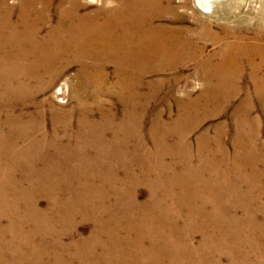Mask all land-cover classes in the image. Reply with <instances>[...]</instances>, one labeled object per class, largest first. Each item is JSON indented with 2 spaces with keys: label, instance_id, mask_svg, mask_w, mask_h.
Returning <instances> with one entry per match:
<instances>
[{
  "label": "bare ground",
  "instance_id": "obj_1",
  "mask_svg": "<svg viewBox=\"0 0 264 264\" xmlns=\"http://www.w3.org/2000/svg\"><path fill=\"white\" fill-rule=\"evenodd\" d=\"M100 1L0 0V264H264V144L249 104L255 97L264 112L260 26L216 33L176 26L182 0ZM240 1L192 2L226 20ZM73 64L90 95L68 111L42 110L37 94ZM189 67L199 94L176 99ZM163 87L178 112L155 114L148 147L142 120ZM240 93L231 152L221 126L192 146L193 131ZM88 99L93 110L82 107ZM80 223L90 231L75 239Z\"/></svg>",
  "mask_w": 264,
  "mask_h": 264
},
{
  "label": "rangeland",
  "instance_id": "obj_2",
  "mask_svg": "<svg viewBox=\"0 0 264 264\" xmlns=\"http://www.w3.org/2000/svg\"><path fill=\"white\" fill-rule=\"evenodd\" d=\"M88 1L89 0H84V3L88 4V6L91 5L90 7L92 9H93L92 6H97V5L101 4L100 0H96L94 3H90ZM192 1L193 0H182V2L186 4V6L182 5V7H178L175 10L176 16L178 18L176 26L184 27V28L190 27V28L194 29L196 27L198 28L199 24L204 23V24H207L210 27V29L216 33L221 31V27H227L230 29L247 28L250 31H252L257 26H260L261 32L264 34V2L262 5V9H260L257 7L259 5L256 4V0H252V2L249 0L240 1L239 2L240 4H237V6H236L237 10H235V8H234L231 10V12H229L230 17L228 15L225 16V18L227 20L226 21L225 19L224 20H216L214 18H210L209 16H206V15H203V14L197 12L193 6ZM182 2H181V0H178V1L173 0V4L175 6H180L181 5L180 3H182ZM241 4H243V5H241ZM113 5L114 4H110L109 6L112 7ZM238 5H239V7H238ZM254 6L256 7L255 11H254V9H255ZM240 9H241V11H240ZM16 18H17V16H16V14H14L13 17L11 18V20L15 21ZM169 18L170 17H163L157 23H161V24L168 23ZM48 19H49V22L43 28V32H42L41 36L44 35L46 33V31L48 29H50V27L55 23V21L57 19L56 13L54 11H52L50 13ZM228 20L230 23L228 22ZM204 43L203 44L206 46L207 53H211L212 51L216 50V47H214L210 42H204ZM50 47L51 48L48 47L47 49L49 50V49L54 48L53 46H50ZM38 53L42 54L40 51ZM68 66L69 67L65 68V71L63 69L62 72L57 74L56 78L54 79V82H52L50 84V89L48 91H46L44 93L37 94L36 103L42 105V108H41L42 110L46 111L48 109L47 106L48 107L50 106L53 108L54 111H57V112L68 111L70 109H73L74 106H76V104L80 98L83 99V95H87V94L90 95L89 93L91 92L92 87H89L88 84H87L88 87L85 86L86 81H84L83 79L81 80L80 76L82 74L80 72L81 70L79 69V67H77L78 65L73 64V65H68ZM111 71H112L111 67L105 69V72L108 73L107 75L109 76L108 77V83L113 82L112 75H110ZM181 72L183 73V76L179 80L174 81V84L177 85V89L181 88L179 91L174 92L175 93L174 98L185 100L187 98V95H190V99H196L198 94H199V90H200V80H198L199 78H197L195 76L194 71L191 70V67H189L186 71H184V72L181 71ZM58 75H60V76H58ZM173 76L174 75H170V76H167L166 78L168 80H173V79H175L174 78L175 76L174 77ZM66 78L67 79L69 78V80L71 81L69 88H67V91H65L64 94H62L60 96L55 95L54 94L55 88L59 87L61 85V83ZM72 79H73V81H72ZM83 81H84V83H83ZM76 83H78V84H76ZM246 83H247V80L244 79L243 84L246 85ZM80 85L82 87H80ZM183 85H186V88H185L186 91H184ZM71 88H73V89H71ZM77 88L80 90L77 91L78 90ZM88 89H89V91H88ZM162 89H161V92L159 93V95L156 97V99L149 104L148 109L146 111L145 119L142 120V125H144V127L142 129V135H143L144 141L148 145V147H150L151 142H150V139L147 137V132H148L147 128L150 125L155 114L158 112H161L163 115V119L167 121L171 117L174 118L178 112L174 99L167 96V94H168L167 87H163ZM188 92H189V94H188ZM93 95L96 96L95 93H93ZM243 96H244L243 93H240L239 96H234V98L230 101V103L228 105H226V107H224L222 110H220L215 116L210 117L207 120H204L200 124V126L196 130H194L193 133L189 137V141L191 142L192 146H194V144H195V141L197 139L196 137L199 136L202 132L207 130L208 136L210 138H213L215 136L216 132L218 131V127L221 126L220 127L221 128V130H220V133H221L220 141L224 147L226 146L225 148H227L229 150V153H230L232 150V147H231L232 146V139L231 138H232V135L235 133L233 130V127L230 124V118H231V115L233 113V110L235 108H237L240 103H242L241 99H243ZM254 98L255 97L251 96L249 99L250 102L248 101L250 106L254 109V111H252V113H251V116H252V118L255 117L258 121V127L256 128L257 133H259L258 134V140H259L258 143L264 144V112L262 110H260L261 108H259V104L256 101V99H254ZM59 100H60V102H59ZM83 103L84 104L82 105V107H84V109H88V111L94 109V105L89 104L90 103L89 99ZM43 104H44V106H43ZM116 107H117V109H119V106H116ZM91 119H94V118H91ZM72 123H74V121H72ZM47 126H48V124H47ZM152 175H158L160 179L163 178L161 174H152ZM151 179L153 181H156L155 179L152 178V176H151ZM145 198H146L145 190L142 189V190H140V192L138 194V200L140 202H142V201H144ZM44 207H45L44 200L41 199L39 201V208L43 209ZM89 231H90V225L88 223L78 224L75 239L87 237L89 234ZM198 239H199V237L197 236L194 239V241L197 242Z\"/></svg>",
  "mask_w": 264,
  "mask_h": 264
}]
</instances>
